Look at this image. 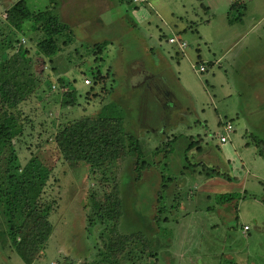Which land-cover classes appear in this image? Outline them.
Returning <instances> with one entry per match:
<instances>
[{
	"label": "rangeland",
	"instance_id": "obj_1",
	"mask_svg": "<svg viewBox=\"0 0 264 264\" xmlns=\"http://www.w3.org/2000/svg\"><path fill=\"white\" fill-rule=\"evenodd\" d=\"M26 1L30 10L49 2ZM68 1L69 11L63 12L67 4L58 0L60 19H77L73 13L80 12L92 34L84 36L74 24L56 36L58 41L67 36L71 40L44 58L49 76L19 105L23 132L13 140L20 165L34 158L48 172L39 202L52 204V231L30 264H89L96 259L109 226L98 221L88 226V196L95 192L101 197L113 186L122 202L117 231L138 237L117 264H264V158L256 144L264 138V0H241L242 22H229L241 10L228 14L231 0H153L149 6L114 2L100 17L117 20L100 33L91 31L87 19L102 10L105 0H78L81 8L77 0ZM12 2L0 0V21ZM132 10H138L136 17ZM141 16L149 20L148 26ZM29 25L24 22L23 31L9 38L20 43L23 38L22 47L32 53L39 34ZM171 36L185 40L184 49L169 43ZM102 42L106 46L101 50L93 46ZM3 46L9 55L15 53L5 42ZM132 58L142 59L144 67L129 69ZM201 64L205 71L192 68ZM143 69L159 77L172 94L163 105L151 87L149 92L141 84ZM84 78L90 79L89 85L83 84ZM68 88L76 92L73 103ZM122 94L128 97L119 101ZM136 98L146 107L138 119L135 109L125 108ZM100 112L121 117L125 130L140 139L145 167L138 178L132 156L95 171L62 160L53 141L57 128ZM163 112L166 120L161 122ZM220 121L233 126L224 142L218 139L223 134ZM161 177L166 178L168 197L159 204L163 210L156 222ZM245 223L250 229L244 234ZM3 228L0 217L1 232ZM0 264H26L2 236Z\"/></svg>",
	"mask_w": 264,
	"mask_h": 264
},
{
	"label": "trees",
	"instance_id": "obj_2",
	"mask_svg": "<svg viewBox=\"0 0 264 264\" xmlns=\"http://www.w3.org/2000/svg\"><path fill=\"white\" fill-rule=\"evenodd\" d=\"M57 3L58 0H49L43 9L30 10L26 0H13L5 8L6 18L0 21V217L4 226L0 236L9 241L14 252L26 264H30L43 250L52 231L48 218L52 204L47 201L39 202L47 169L42 168L34 158L29 163L20 165L13 140L23 132L22 121L18 117L19 105L49 76V72H45L44 58L55 55L61 48L60 44L71 40L67 36L58 41L56 37L64 30H70L69 25L60 19ZM235 8L241 10L237 16L229 17V22L240 20L245 3L231 0L228 14ZM24 22H30L29 28L39 34L32 53L28 48L22 47L19 38H9L13 32L23 31ZM4 42L7 44L6 48H14V54L9 55L3 46ZM93 46L101 50L106 43H93ZM97 78L98 72L93 75V83ZM57 80L62 86L66 85L61 76ZM68 91L73 103L76 92L69 88ZM220 123L222 124L221 121ZM125 129L121 117L100 112L93 116L82 115L63 123L54 133L53 141L68 166L84 164L91 171L104 167L107 163L113 165L125 155L132 156L138 178L141 168L145 167L142 163V143ZM256 144L257 154L264 158V139L259 138ZM159 181L160 187L156 189L155 196V203L158 205L153 218L156 222L160 221L163 210V206L159 204L168 197L165 193L166 178L161 177ZM262 184L264 185V181ZM117 194L116 186H113L111 190L103 191L101 197L95 192L88 196V226L95 221L109 226V235L103 239L102 246L97 247L96 259L89 264H117L118 256L138 240L135 234L121 235L117 231L122 210V202ZM262 201L264 202V193Z\"/></svg>",
	"mask_w": 264,
	"mask_h": 264
},
{
	"label": "crops",
	"instance_id": "obj_3",
	"mask_svg": "<svg viewBox=\"0 0 264 264\" xmlns=\"http://www.w3.org/2000/svg\"><path fill=\"white\" fill-rule=\"evenodd\" d=\"M62 2H63V0H61ZM124 1H126V0H105V6H103V8H102V10H100V9H98L97 10V12H93V17H91L90 19H87L90 23H92L91 24V31H96V32H98V33H100L102 30H106L105 29V25H107V23H111L112 21H115V20H117L116 18H114V19H110L109 21L107 20V19H105V18H101L100 17V13H102L103 11H107V10H110V8L112 7V5H115L117 2H120V3H122V2H124ZM151 1H153V0H148V3H144V4H146L147 6H149L150 5V2ZM64 2L67 4V7H64V4H63V7H64V9H63V12H66V10H68L69 11V5L71 4V2L72 1H68V0H64ZM114 2H116L115 4H114ZM131 2H132V0H131ZM8 5H10V3L8 4ZM8 5H6V7L8 6ZM77 5H80V8L82 7L81 6V4L78 2V0H77ZM134 5H143V4H135L134 3ZM73 7H74V5H73ZM137 7V6H136ZM75 10V9H74ZM102 11V12H101ZM137 11L138 10H132V13H133V15L136 17L137 15ZM59 14V13H58ZM65 14V13H64ZM74 15H78V17H77V19L76 18H68V19H65V23H67L68 25H69V28L72 30V29H74V24H76V25H78V28L77 29H79V30H82L83 31V33H84V36H85V33H87L88 35H90V34H92V33H90V32H88L89 31V27L88 26H86L87 25V23H86V18L87 17H84L83 15H81V13L80 12H75V13H73ZM60 16V15H59ZM3 18V17H2ZM124 17H122V20H125V19H123ZM4 19V18H3ZM119 19H120V17H119ZM62 20V19H61ZM121 20V19H120ZM140 20H142L144 23H146V26H148L147 24H149V20L147 19V18H144V16H141V19ZM242 20H243V17H241L240 18V20H239V22H242ZM120 22V21H119ZM119 22H118V24L117 25H119ZM131 22H133V23H136V21H133V20H131ZM94 23V24H93ZM166 25V24H165ZM86 30H88V31H86ZM169 42V41H168ZM170 43V42H169ZM168 52V51H167ZM168 53H170V52H168ZM160 55V54H159ZM171 56V55H170ZM218 59H216V61H217ZM129 66V69H131V68H133L134 70H136V68H143L144 67V61L142 60V59H138V58H132L131 59V63H130V65H128ZM128 69V70H129ZM138 71H140V69H138ZM205 71V70H204ZM113 74L114 73H112L111 74V77L110 78H112L113 77ZM143 74H144V78L142 79V82H141V84L143 83V85H145V88L147 87V89L149 88V87H151L154 91H153V94H154V97L156 98V100L160 103V104H162L163 105V103H164V101L166 102V100H168V98L169 97H171L172 96V94L170 93V91L168 90V88L166 87V85L164 84V83H162V81L160 80V78L159 77H156V75L154 74V73H151V71H144V69H143ZM114 77H116L115 76V74H114ZM113 79V78H112ZM136 83L137 84H139L137 81H136ZM136 83H134L133 85H132V87L134 88V87H136L137 85H136ZM164 88V89H163ZM161 89H163V91H166V94L164 93L163 94V92H162V90ZM129 90H131V89H128L127 91H129ZM141 89H139L138 91H140ZM148 91L150 92V90L148 89ZM124 95V96H123ZM123 97V98H122ZM128 96L126 95V94H122V96L121 97H118V98H120V100L119 101H122V100H124V99H126ZM118 98H116L117 99V101H118ZM173 99H174V101L173 102H175V104L177 103V101H176V99L173 97ZM137 100H138V98H136L135 100H133L132 102H130L129 101V103L128 102H126L125 103V108L127 109V110H130L131 112H133V110L135 109V111H137V113H136V115H135V117H137V119H138V117L141 115V114H144L142 111H143V109H146V107H145V104L143 103V104H141V107H140V101H139V103L137 102ZM146 100V99H145ZM126 101V100H125ZM145 102V101H144ZM127 103H128V105H127ZM172 105L171 107H174V109H176L177 107H176V105ZM142 110V111H141ZM170 116H171V113H170ZM166 118V113L165 112H163L162 113V115H161V118H160V120H161V122L162 121H164V120H166L165 119ZM173 124H175V123H173ZM172 124V125H173ZM167 124L165 125V126H162L161 125V127L160 128H158V129H166L167 128ZM264 139V138H263ZM258 148V147H257ZM260 156V155H259ZM262 157V156H261ZM243 225H247L248 226V229L247 230H249L250 229V226L248 225V224H243ZM243 227V226H242ZM242 230V229H241ZM245 232L246 231H243L242 230V233H244L245 234Z\"/></svg>",
	"mask_w": 264,
	"mask_h": 264
},
{
	"label": "built area",
	"instance_id": "obj_4",
	"mask_svg": "<svg viewBox=\"0 0 264 264\" xmlns=\"http://www.w3.org/2000/svg\"><path fill=\"white\" fill-rule=\"evenodd\" d=\"M133 3L135 4H144V3H148V0H132ZM2 17L5 19L6 18V14L4 13L2 15ZM168 41L170 43H176L178 45V48L180 49H184V47L187 45V42L185 40H183L182 38H176L174 36H171L168 38ZM24 42V39H21V43ZM192 68H194V70L196 72H202L205 70V66L204 65H199L198 68H195L194 66H192ZM83 84L84 85H89L90 84V79L89 78H84L83 79ZM222 130H223V134L220 133L218 135V139L220 142H224L229 138V133L233 130V126L231 124L230 121H224L221 124ZM243 231H246L248 229L247 225H243L242 227Z\"/></svg>",
	"mask_w": 264,
	"mask_h": 264
}]
</instances>
